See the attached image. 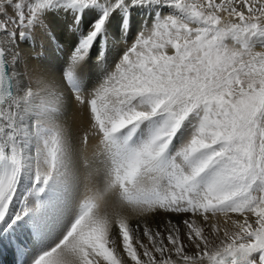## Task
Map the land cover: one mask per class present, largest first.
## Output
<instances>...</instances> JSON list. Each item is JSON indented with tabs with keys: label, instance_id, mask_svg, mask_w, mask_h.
Listing matches in <instances>:
<instances>
[{
	"label": "snow or ice",
	"instance_id": "6c2138e0",
	"mask_svg": "<svg viewBox=\"0 0 264 264\" xmlns=\"http://www.w3.org/2000/svg\"><path fill=\"white\" fill-rule=\"evenodd\" d=\"M5 249L264 264V0H0Z\"/></svg>",
	"mask_w": 264,
	"mask_h": 264
},
{
	"label": "bare ground",
	"instance_id": "6f19581e",
	"mask_svg": "<svg viewBox=\"0 0 264 264\" xmlns=\"http://www.w3.org/2000/svg\"><path fill=\"white\" fill-rule=\"evenodd\" d=\"M62 64H63L62 60H56L55 65L52 67V71L55 75H57V76L59 75V66ZM95 142H96L95 140L91 141V143H93V144ZM162 218L163 217L157 218V220L154 221L153 223L154 224L159 223ZM135 219H136V217L133 216V223L135 222ZM14 261H15V257L10 250L5 249L3 251V253L0 254V264H14Z\"/></svg>",
	"mask_w": 264,
	"mask_h": 264
}]
</instances>
